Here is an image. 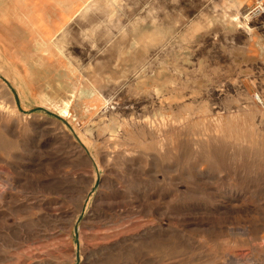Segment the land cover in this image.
<instances>
[{"label":"rangeland","instance_id":"obj_1","mask_svg":"<svg viewBox=\"0 0 264 264\" xmlns=\"http://www.w3.org/2000/svg\"><path fill=\"white\" fill-rule=\"evenodd\" d=\"M246 12L0 0V264H264V66L229 33Z\"/></svg>","mask_w":264,"mask_h":264},{"label":"crops","instance_id":"obj_2","mask_svg":"<svg viewBox=\"0 0 264 264\" xmlns=\"http://www.w3.org/2000/svg\"><path fill=\"white\" fill-rule=\"evenodd\" d=\"M236 1L241 4L242 8L244 7L247 10L245 15L248 14L246 16L248 22H244L242 20V24L240 26L237 24L235 20L236 16L233 15L232 16L233 21L236 23L237 26L234 23L233 25L234 27L232 26V28H230V31H229L230 38L232 40H235L236 34L243 32L245 34V43H244V49H243L244 57L243 58L249 61L256 62L258 64L261 63V65L264 66V13L260 14L257 12L258 11L257 1L259 0H236ZM73 9H70V11H72ZM80 11H78L77 13H79ZM36 13H37V16L41 15L39 11H36ZM37 24L36 26L38 29V33L40 34V38H48L51 34L52 27L43 18H41V20H39V23Z\"/></svg>","mask_w":264,"mask_h":264},{"label":"bare ground","instance_id":"obj_3","mask_svg":"<svg viewBox=\"0 0 264 264\" xmlns=\"http://www.w3.org/2000/svg\"><path fill=\"white\" fill-rule=\"evenodd\" d=\"M248 15V14H247ZM236 22H237V24L238 25H240L241 26V24H242V22L240 21V19H239V17H236ZM1 50V49H0ZM0 56H1V54H0ZM8 62V61H7ZM13 63V62H12ZM14 65V64H13ZM89 87H92V85L91 86H89ZM86 88H82V89H80L81 90V93H87V91L88 90H85ZM107 98V97H106ZM81 99H83V98H81ZM110 99V98H109ZM41 103H42V101H41ZM45 103V102H44ZM70 105H71V102H70V100H64L63 102H62V105H61V108H60V112L62 113V114H64V115H66V114H69V112H70ZM56 107H58V106H56ZM52 108V107H51ZM67 116V115H66Z\"/></svg>","mask_w":264,"mask_h":264},{"label":"built area","instance_id":"obj_4","mask_svg":"<svg viewBox=\"0 0 264 264\" xmlns=\"http://www.w3.org/2000/svg\"><path fill=\"white\" fill-rule=\"evenodd\" d=\"M257 3H258V11L257 12L260 14L264 13V1L259 0V1H257Z\"/></svg>","mask_w":264,"mask_h":264}]
</instances>
